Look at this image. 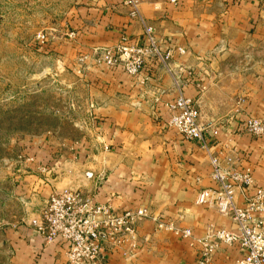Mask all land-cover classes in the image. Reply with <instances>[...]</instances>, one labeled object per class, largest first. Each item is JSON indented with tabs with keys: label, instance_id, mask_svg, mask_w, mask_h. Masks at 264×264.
Returning a JSON list of instances; mask_svg holds the SVG:
<instances>
[{
	"label": "crops",
	"instance_id": "obj_1",
	"mask_svg": "<svg viewBox=\"0 0 264 264\" xmlns=\"http://www.w3.org/2000/svg\"><path fill=\"white\" fill-rule=\"evenodd\" d=\"M129 11L124 0H79L74 37L47 50L56 57L60 102L48 111L50 126L10 159L0 264H67L64 248L35 232L49 196L64 188L110 202L118 213L147 209L132 241L106 247L99 264H203L201 240L236 231L232 219L196 201L214 186L211 156L237 157L264 187V138L238 130L245 119L264 117V0H143L140 19ZM144 26L153 28L160 55L148 56L141 73L97 60L94 50L121 41L145 45ZM179 95L195 101L205 147L167 126V104ZM251 193L237 189L236 204ZM185 229L191 238L182 237ZM241 256L238 245L218 244L208 264Z\"/></svg>",
	"mask_w": 264,
	"mask_h": 264
},
{
	"label": "built area",
	"instance_id": "obj_2",
	"mask_svg": "<svg viewBox=\"0 0 264 264\" xmlns=\"http://www.w3.org/2000/svg\"><path fill=\"white\" fill-rule=\"evenodd\" d=\"M143 0H124L130 7L129 16L140 19L139 6ZM180 0H168L178 6ZM143 46L119 42L112 49L94 50L97 60L108 66L117 67L129 75L142 72L146 58L160 55L157 39L152 27L144 26ZM71 31L68 37H74ZM42 41L45 36L39 35ZM166 124L174 129L183 140L203 142L205 126L198 121L195 101L179 95L167 104ZM252 137L264 138V117H250L238 125ZM202 147H205L203 142ZM211 180L214 186L202 189L197 195L200 205H212L215 211L232 219L236 231L218 229L211 231L201 240V263L208 264L218 244L238 245L242 256L234 264H264V187L257 186L250 172H242L238 158L227 157L222 163L211 156ZM237 189L247 196L243 206L235 201ZM149 217L147 209L141 207L118 213L110 202L99 203L90 193L64 188L51 194L42 212V222L36 226L45 243L63 247L67 264H99L106 247L115 249L132 241L136 224ZM159 226H164L159 223ZM171 229V225L166 226ZM182 237L191 238L185 229Z\"/></svg>",
	"mask_w": 264,
	"mask_h": 264
},
{
	"label": "rangeland",
	"instance_id": "obj_3",
	"mask_svg": "<svg viewBox=\"0 0 264 264\" xmlns=\"http://www.w3.org/2000/svg\"><path fill=\"white\" fill-rule=\"evenodd\" d=\"M78 1L0 0V219L11 207V157L54 120L48 111L60 102L52 82L56 57L47 50L52 42L73 38L68 34Z\"/></svg>",
	"mask_w": 264,
	"mask_h": 264
}]
</instances>
